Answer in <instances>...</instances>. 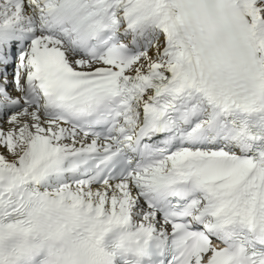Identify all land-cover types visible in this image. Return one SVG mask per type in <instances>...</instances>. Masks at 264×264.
Returning <instances> with one entry per match:
<instances>
[{"label":"snow or ice","instance_id":"obj_1","mask_svg":"<svg viewBox=\"0 0 264 264\" xmlns=\"http://www.w3.org/2000/svg\"><path fill=\"white\" fill-rule=\"evenodd\" d=\"M0 264H264V0H0Z\"/></svg>","mask_w":264,"mask_h":264}]
</instances>
